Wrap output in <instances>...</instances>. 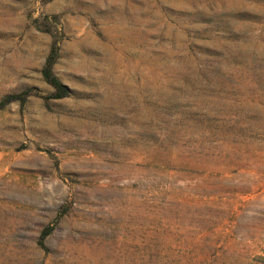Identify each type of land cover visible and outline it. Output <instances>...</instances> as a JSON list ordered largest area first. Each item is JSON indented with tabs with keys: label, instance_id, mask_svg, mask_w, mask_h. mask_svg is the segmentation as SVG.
<instances>
[{
	"label": "rangeland",
	"instance_id": "obj_1",
	"mask_svg": "<svg viewBox=\"0 0 264 264\" xmlns=\"http://www.w3.org/2000/svg\"><path fill=\"white\" fill-rule=\"evenodd\" d=\"M0 264H264V0H0ZM47 225L53 230L39 242Z\"/></svg>",
	"mask_w": 264,
	"mask_h": 264
},
{
	"label": "trees",
	"instance_id": "obj_2",
	"mask_svg": "<svg viewBox=\"0 0 264 264\" xmlns=\"http://www.w3.org/2000/svg\"><path fill=\"white\" fill-rule=\"evenodd\" d=\"M50 1V0H44V2ZM59 15H45L39 18V27L44 31L51 33L53 39L51 44V50L48 53V56L46 58V62L44 65V68H42V74L45 78V80L52 85L54 90L49 94H41L40 91L37 90V88H28L25 91L5 96L3 99L0 100V110L6 108L9 104L13 102H19L20 104L24 105L27 103L29 97L31 96H40L42 98H58L61 99V97L66 96L69 93L68 86L61 82L58 75L55 74L53 71L54 65L59 57L60 52V32L54 31L53 26L56 25L59 22ZM53 230L52 225H47L42 234L39 237V242L42 244L43 239L46 235H49Z\"/></svg>",
	"mask_w": 264,
	"mask_h": 264
}]
</instances>
